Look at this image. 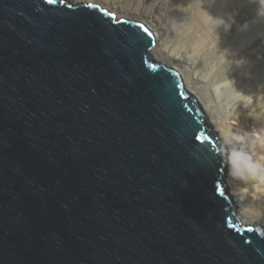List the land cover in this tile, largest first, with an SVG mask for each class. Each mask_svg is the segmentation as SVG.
I'll use <instances>...</instances> for the list:
<instances>
[{
  "label": "water",
  "instance_id": "obj_1",
  "mask_svg": "<svg viewBox=\"0 0 264 264\" xmlns=\"http://www.w3.org/2000/svg\"><path fill=\"white\" fill-rule=\"evenodd\" d=\"M154 45L91 2L0 0V264H264Z\"/></svg>",
  "mask_w": 264,
  "mask_h": 264
},
{
  "label": "bare ground",
  "instance_id": "obj_2",
  "mask_svg": "<svg viewBox=\"0 0 264 264\" xmlns=\"http://www.w3.org/2000/svg\"><path fill=\"white\" fill-rule=\"evenodd\" d=\"M68 1L72 4L93 2L115 14L116 19L123 14L150 27L155 45L149 55L180 73L185 88L197 99L222 143L231 131L264 128L263 86L254 94L250 70L238 62L239 58L248 56L264 66V38L244 49L245 56L238 58L227 52L213 33L205 36L200 22L191 26L185 14L193 12L192 0ZM253 155L264 162V148H256ZM225 179L236 219L243 225L257 224L264 229V184L233 180L229 173ZM251 207L260 212L258 218L249 213Z\"/></svg>",
  "mask_w": 264,
  "mask_h": 264
},
{
  "label": "rangeland",
  "instance_id": "obj_3",
  "mask_svg": "<svg viewBox=\"0 0 264 264\" xmlns=\"http://www.w3.org/2000/svg\"><path fill=\"white\" fill-rule=\"evenodd\" d=\"M192 3L194 5L193 12L185 14L191 26L193 23L200 22L201 32L203 31L205 36L213 33L217 39H220L227 52L235 54L238 58L240 55L245 56L244 49L257 44L260 39L264 38V5H260L259 0H192ZM120 17L134 20L123 14ZM211 18L223 20L224 24L217 27V22ZM235 21L234 26L230 28L231 23ZM238 62H243V65H247L250 70V76L255 83L253 93H257L259 86H263L264 90V66L248 56L239 58ZM228 173L229 171L226 172L225 178ZM225 178L224 180H226ZM258 208L261 209L259 206ZM235 213L234 217L236 218ZM249 213L254 218H258L260 212L251 207ZM246 226L260 227L257 224Z\"/></svg>",
  "mask_w": 264,
  "mask_h": 264
},
{
  "label": "clouds",
  "instance_id": "obj_4",
  "mask_svg": "<svg viewBox=\"0 0 264 264\" xmlns=\"http://www.w3.org/2000/svg\"><path fill=\"white\" fill-rule=\"evenodd\" d=\"M259 3L264 5V0H259ZM261 13L262 9L260 15ZM211 19L217 22V27L224 24L223 20ZM258 147L264 148V128H253L251 132L242 130L229 132L218 151L225 158L231 179L264 184V162L257 160L253 155L254 150ZM182 185L187 186V182L185 181Z\"/></svg>",
  "mask_w": 264,
  "mask_h": 264
},
{
  "label": "snow or ice",
  "instance_id": "obj_5",
  "mask_svg": "<svg viewBox=\"0 0 264 264\" xmlns=\"http://www.w3.org/2000/svg\"><path fill=\"white\" fill-rule=\"evenodd\" d=\"M49 2H52V0H49ZM141 27H143V26H141ZM144 30H145L146 32L148 31L147 28H145ZM149 34H151V33H149Z\"/></svg>",
  "mask_w": 264,
  "mask_h": 264
}]
</instances>
